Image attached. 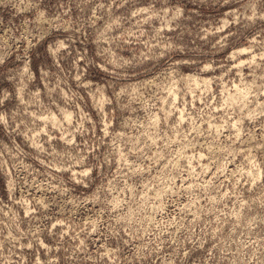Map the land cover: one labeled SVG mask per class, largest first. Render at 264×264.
Listing matches in <instances>:
<instances>
[{"label":"rangeland","instance_id":"rangeland-1","mask_svg":"<svg viewBox=\"0 0 264 264\" xmlns=\"http://www.w3.org/2000/svg\"><path fill=\"white\" fill-rule=\"evenodd\" d=\"M0 264H264V0H0Z\"/></svg>","mask_w":264,"mask_h":264}]
</instances>
